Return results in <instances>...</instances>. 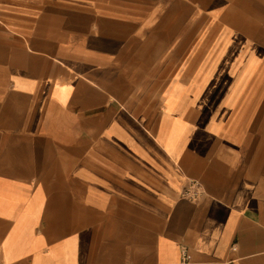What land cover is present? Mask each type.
I'll return each instance as SVG.
<instances>
[{"label": "crops", "instance_id": "1", "mask_svg": "<svg viewBox=\"0 0 264 264\" xmlns=\"http://www.w3.org/2000/svg\"><path fill=\"white\" fill-rule=\"evenodd\" d=\"M0 264H264V0H0Z\"/></svg>", "mask_w": 264, "mask_h": 264}, {"label": "built area", "instance_id": "2", "mask_svg": "<svg viewBox=\"0 0 264 264\" xmlns=\"http://www.w3.org/2000/svg\"><path fill=\"white\" fill-rule=\"evenodd\" d=\"M203 194V189L198 180L190 179L189 184L186 186V188L182 191V195L197 200L199 199ZM183 257L184 259H189L190 255L187 251V249H183Z\"/></svg>", "mask_w": 264, "mask_h": 264}]
</instances>
